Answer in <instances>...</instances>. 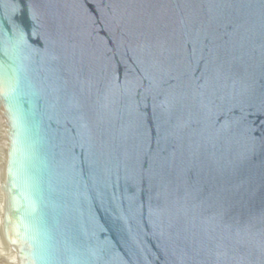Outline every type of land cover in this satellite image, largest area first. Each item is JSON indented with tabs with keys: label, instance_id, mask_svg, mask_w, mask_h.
I'll return each mask as SVG.
<instances>
[{
	"label": "water",
	"instance_id": "1",
	"mask_svg": "<svg viewBox=\"0 0 264 264\" xmlns=\"http://www.w3.org/2000/svg\"><path fill=\"white\" fill-rule=\"evenodd\" d=\"M0 264H264V0H0Z\"/></svg>",
	"mask_w": 264,
	"mask_h": 264
}]
</instances>
